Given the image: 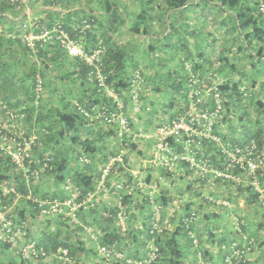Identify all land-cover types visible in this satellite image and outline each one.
<instances>
[{
	"label": "rangeland",
	"instance_id": "1",
	"mask_svg": "<svg viewBox=\"0 0 264 264\" xmlns=\"http://www.w3.org/2000/svg\"><path fill=\"white\" fill-rule=\"evenodd\" d=\"M86 1L89 2L92 8L99 10L97 4L104 0H76L72 3V6L79 8L81 5L87 4ZM112 1L118 2L126 10L128 26L136 22V16L139 12V0ZM24 2V11L20 15L21 17L23 15L27 16L25 23L28 26L34 25L39 20H45V15L32 13L39 6H43L44 1L34 5L29 4L27 0H24ZM194 7L186 14L187 20L185 19L191 29H188V34L182 29L174 35L172 44H175V46H173V49L165 47L166 41H164L165 43L157 41V39L164 38L168 33V24L159 23L157 20L151 23V34L157 37L154 40H141V38L132 36L124 31V26L118 29V33H113V43L124 49L128 54L127 73L131 87L125 93L129 92L136 95L133 91L136 90L137 92V107L136 101L131 104L127 94L124 93V98L128 102L126 116L130 118L132 125L130 132L126 134L120 135V132L117 133L116 129H113L115 127L102 123L96 124L94 128H91L92 130L84 127L78 134V139L66 136L62 139L60 145L52 142L47 146L45 144L47 129L44 130V128H37L36 126L35 128L28 120H25L22 114H19L20 108L7 107V104L0 100V125L4 130L15 133L19 140L26 137L27 134L28 136L38 137L39 145L36 151L31 153V157L39 160L40 153L54 154L57 164L64 156L71 157L66 177L73 192L78 187L76 174L84 170L81 163L78 164V160L83 156H88L83 142L87 140L92 142L93 140L99 150L96 156L89 154L92 157V160H90L93 161L92 164L96 174L106 168L109 163V161H106L108 157L109 159L114 158L112 156L114 154H118L117 156L128 155L125 170L106 180L104 184L107 189L105 191L101 190V182L97 180L96 193H93L95 202L92 200L86 210L78 213L80 223L77 227L66 217L65 220L56 221L57 216L42 217L33 208L30 212L31 209L28 208L29 204L26 200L20 199V196L15 198L9 208L15 216L16 223L21 224L24 222L28 239H35L40 243L42 240H49L50 237L59 234L60 241L65 243L69 236L71 242H68V244L76 246L77 255L79 256V259H74L72 264H91L96 259L93 253L97 252L98 247L102 245L101 238L104 236V231L119 229V233L122 234L123 238L120 242L123 252L131 258H134L135 252H137L138 257L135 258L140 259L145 257L146 250L148 251L151 246V242L144 233L150 226L148 223L168 220L166 230L173 234L182 221L186 219L189 213L187 210L188 204H193L190 212H194L197 216L194 229L197 235L201 236L199 250L208 252L212 260H219L222 256L223 247L226 244L222 246L219 241L229 242L233 239V235L243 227H245L244 234L249 236L255 234L260 237L259 242L264 244V212L261 208L254 209L247 204L245 205L243 197H230L228 192H237L238 187L236 185L229 184L231 190L220 193L222 197L224 196L223 198H227L222 200L229 201V206L212 204L209 203V198L216 199L217 196L213 190L209 189L211 187L209 182H212L213 185L217 181L210 180L208 183L202 184L198 180H192V175L183 177L186 174L185 168L179 170L175 175H168L165 170L157 167L152 161L155 153L152 149V140L156 133L157 121L176 118L179 115V110L186 103L183 96L172 88L174 78L178 79L179 74L184 75L186 73L193 76L194 73L191 69L196 62L203 64L205 67L203 73H197L198 77L202 76L208 80L215 74L218 77L214 85L231 81L239 83L240 87L246 88L247 91L246 94L244 93L243 108L238 109L235 105H231L229 109H225L217 128L219 134L229 139H235L236 136L246 134V129H244L246 127L253 131H260L261 141L264 140V112L257 105L258 102L264 104V62L252 59L247 50H239V47L243 48L245 43L240 38L229 14L210 4ZM101 12L103 11L101 10ZM97 35L100 43L102 41L101 32L99 31ZM68 44L70 45V43ZM64 46L67 49V45L64 44ZM152 47L155 52L151 51ZM78 48L85 51L82 45ZM49 49L47 46L44 48L47 51ZM190 53H192V56ZM73 57L77 56L70 54L68 56L69 59ZM221 58H225L227 64L223 63L220 60ZM46 59L45 62L50 66V69L46 72H50L52 77L57 80L55 84H51L49 77L45 75L46 79L43 81L46 86L40 99L35 102L37 113L32 121L33 124L38 119V112L45 114L48 109L59 108L61 98L64 97L66 102L69 101L75 104L79 102L78 97L81 96V90L75 84V81L65 78L71 60H65L62 67H55L48 62V58ZM229 65L233 66L234 70L228 67ZM220 66H224L222 72H219ZM41 67L42 64L37 63L39 77H43ZM137 71L141 73L144 80V83L140 86L133 82L134 74ZM219 73L222 75H219ZM15 74L19 77L22 76L17 71H15ZM171 104H173V108L169 107ZM39 106H43V110ZM136 108L139 110H136ZM13 114H19L20 117L14 121L12 119ZM242 115L245 116L243 123L240 121ZM53 121V115H51L46 123L52 124ZM52 127L53 130L55 129L54 132H58L59 127L55 124ZM112 129L114 132L111 131ZM148 174L156 176L151 183L146 182ZM178 174H181L183 178L180 179L181 175ZM11 182L12 180L3 184L0 183V186L7 192ZM29 185L31 192H34L37 186L39 187L37 196L32 195L34 198L40 199L42 195H46L47 199L56 198L64 201V198L68 197V194L63 190L64 184H60L57 175L53 173H44L39 182L30 183ZM119 186L120 188H118ZM163 190L167 192V195L162 193ZM55 194H57V197H54ZM96 194H98L97 197ZM125 195H133L134 198L131 211L121 213L127 217L126 221L116 220L109 226L104 221V217H107L106 214H109L105 204H108L107 207L110 206L111 209L120 207ZM165 196L173 199L168 203V206L163 205L161 200ZM146 199L150 204L145 203ZM20 206L29 210L26 220H22L17 216L20 212ZM91 210L93 212H90ZM133 236H138V243L133 244ZM213 238L217 240L216 243L212 241ZM181 240L185 245L186 264L205 263L200 255H196V249L189 245L186 239L182 238ZM79 242H81L82 248L90 254L89 256L78 249L81 246ZM10 260H13L16 264H19L20 261L13 251L4 252L0 249V264H8Z\"/></svg>",
	"mask_w": 264,
	"mask_h": 264
},
{
	"label": "trees",
	"instance_id": "2",
	"mask_svg": "<svg viewBox=\"0 0 264 264\" xmlns=\"http://www.w3.org/2000/svg\"><path fill=\"white\" fill-rule=\"evenodd\" d=\"M22 1L23 0H0V100L6 103L7 107L20 108L19 114H22L25 120H28L29 123H31L34 127L36 126L37 128H44V130L47 129L48 133L45 143L47 146L52 142H54L56 145H60L62 139H64L66 136H72L78 139V134L84 127H88L90 129L94 128L93 126H90V119L80 113V107L88 111L97 106L107 108L109 107V111H113L115 108L112 106L113 100L108 98L107 94L99 91L96 80V75L98 72H101L103 75L107 76V84L114 88L116 92H118L120 99H123L125 113L127 112L128 102L124 98V93L126 90L129 91L131 87L127 73L128 54L124 49H121L112 41L113 33H118V29L123 26L125 27L124 31L131 34L132 36L141 38V40H154L157 39V37H154L151 34V23L154 20H157L159 23H166L168 24V33L164 38L157 39V41H166L167 44L165 47L168 49H173V46H175V44H172L174 35L182 29H184L188 34V29H191V26H189L188 22L186 23V14L195 8L194 6L202 7L210 4L215 8H219L220 11L226 12L231 17L232 21L234 22V27L238 30L240 38H242L245 43V46L243 48L239 47V50H247L248 55L252 59L264 62V14L259 10V0H139V12L136 16V22L130 26L127 24L128 16L126 10L122 8L121 4L112 0H104L98 3L97 6L99 8L97 9L99 10L92 8L89 2L87 3V1V4L81 5L79 8H74L72 3L76 0H27L29 4L33 5L44 1L42 3L43 6H39L32 12L35 15H45V20H39L34 23V25H29L30 27L27 25V23H25L27 16L23 15L21 17L20 15L23 13V5H25V2ZM101 10L103 12H101ZM56 27L59 28L58 32H55L54 30ZM4 28H6L5 31ZM45 31L52 33L51 39H41V35ZM99 31L101 32L102 39L100 43L104 47L105 52L102 55L100 62H96L94 65L90 66L86 64L81 58H68V50L64 46L65 37L68 39L66 42L71 41L77 46L82 45L85 51L89 52L96 49L97 46L100 45L99 36L97 35ZM63 32L65 35L62 34ZM31 33L39 38L35 41L34 47L29 46L25 40V36ZM45 46L50 48L49 51L44 50ZM151 51L155 52V49L152 47ZM190 55L192 56V53H190ZM46 58H48V62L55 67H62L65 60H71L65 78L75 81V84L81 90V96L78 97L79 102L75 104L69 101L66 102L64 97L61 98L59 108L48 109L45 114H40L38 112V119L36 123L33 124L32 121L34 120V117L37 113L35 102L37 99H40V96L43 94V89L46 86L43 81L46 79L45 75L49 77V82L51 84H55L57 80L52 77L50 72H46L50 69V66L45 62L47 60ZM220 60L227 64L225 58H221ZM39 62L42 64L41 72L43 73V77L38 76L39 73L37 63ZM182 67L184 70L183 64ZM223 67L224 66H220L219 72H222ZM228 67L234 70L233 66L229 65ZM15 71L20 73L22 76L19 77L17 74H15ZM191 71L194 73L193 76L189 75L188 73L184 75L179 74L178 79L174 78L172 84L173 90L179 95H182L186 102V108H181L178 112L179 115L187 112L189 109V96L191 90L190 80L192 77H194L196 80H199L200 82L204 81L209 85H214L218 77L215 74L208 80L202 76L198 77L197 73H203L205 71V67L203 64L197 62L194 64ZM220 74L221 73H219V75ZM38 79H41L42 81L41 92L36 90ZM216 86L220 93L223 107L225 109H229L231 105H235L238 109L244 107L243 99L245 98V94L241 90L242 88L240 87L239 83L228 81L222 83L221 85L217 84ZM128 98L129 102L131 103V97L128 96ZM208 105L211 107V109H214L215 107L213 101H210ZM257 105L264 112V104L258 102ZM169 107L173 108V104H171ZM39 108L43 110V106H39ZM51 115H53L54 121L52 124H48L46 123V120H48ZM243 115L240 118L241 123L245 121V116L243 117ZM173 119L174 118H171V120ZM103 121L104 120L102 119L96 120L95 126L96 124L98 125L105 123ZM53 124L59 127L58 132H54L55 129L53 130ZM111 126L115 127L113 129H116L117 131L116 124H111ZM113 129L111 130L112 132H114ZM244 129H246L245 132L247 135L245 134L243 138H255L259 142L260 146L264 148V140L261 141L260 131H253L252 129H247L246 127ZM2 132L3 134H7L9 137L15 135V133L7 132L4 129H2ZM53 133L55 134L53 135ZM33 136H28L27 134V136L24 138L28 139ZM18 141L21 142L22 140ZM236 141L239 140L237 139ZM83 144L86 147V153L88 156H83L82 158L88 157L92 160V157L89 154L96 156L99 153V150L95 146L93 140L92 142L87 140L83 142ZM38 145L39 139L37 137L36 146L34 147L33 152L36 151ZM117 155L118 154H114L112 156L116 157ZM46 156H49L48 158H50V162L48 163L50 168H48V170L44 173L56 174L58 182L60 184H64L63 188L66 185H70L67 182L66 172L68 170V164L71 161V157L64 156L59 164H57L54 154L46 155L40 153L39 160L31 157L30 159L28 158L26 162L29 166L35 168L38 166V162H42L43 164L46 161ZM82 158H79L78 164ZM109 160L110 159L108 157L106 161L108 162ZM92 162L90 165L83 167V172L76 174L78 185L77 188H79L82 192V196L79 198V201H83L88 193L96 192L95 187L97 180H100L103 175L102 171L97 172V174L95 173ZM127 163L128 155H124L122 164H116V166H118L119 172L125 170V165ZM185 167L187 172L183 177L192 175L187 165ZM88 171H91L92 175H88ZM113 175L114 173L107 177V180H109ZM168 175H173V173H168ZM151 179L152 175L149 174L146 182L150 183ZM11 180L12 182L7 192H5V190L0 186V201H2V203H0V209H3V206L10 207L14 199L20 196V199L26 200L29 204L28 208L31 209L30 212L33 208L41 215L39 210H37L36 205L27 199L28 196H32L33 194L34 196H37L39 187L37 186L34 192H31L29 184L34 182H27L23 172L18 170L17 165L13 163L11 156L1 154L0 183L3 184L10 182ZM200 182L202 181L200 180ZM242 191L249 198L247 201L249 206L255 209H262V206L258 200V194L256 192H252L251 188H246ZM162 193L167 195V192L164 190ZM41 197L42 198L40 199L47 200L46 195H42ZM54 197H57V194H55ZM55 199L56 198H49L48 200ZM65 199L66 198H64V200ZM133 199V195H125L122 199L120 207L115 209H111L110 206L108 208V204H105V206L107 205L106 210L109 212L108 215L106 214L107 217H104L106 224H109L110 226L114 221L118 220V215L123 211L125 213L131 211L132 205H134ZM148 199H146L145 203L150 204ZM161 200L163 205L168 206V203H170L173 199L165 196L162 197ZM209 203L211 202L209 201ZM192 205L193 204H188L187 210L189 213L186 216V219L182 221L180 226L173 234H170L167 230H164L163 233L160 234H151L153 222L148 223L150 226L146 229V231H144V233H146V237L149 241H151L153 237L155 238L154 245L158 248L159 254L162 257L154 264H185L186 252L184 242L181 240L182 238L186 239L188 244L196 249V255H200L203 258L205 263L202 264H220L223 262L224 256L226 255V251H224V249L219 260H212L208 252H202L199 250L201 236L197 235L195 232V222H189L192 214H195L194 212H190ZM19 209L20 212H18L17 216H19L22 220H26L29 210L21 206ZM81 211L83 212V210ZM90 212L93 211L91 210ZM57 217L58 219L56 221L65 220L64 216ZM156 223L162 225L164 221L159 220ZM74 226L77 227V224H74ZM262 226L260 225V227ZM244 230L245 227H243V231ZM104 232V236L101 238L102 245L109 244L114 241H118L120 243L123 239L122 234L119 233V229L106 230ZM191 234H193L195 237L192 238ZM252 237L258 241L260 239V237L255 234L252 235ZM194 239L198 243L197 246L194 244ZM238 239L230 243H227L224 240H220L219 242L222 246L226 243L227 245L225 246H228L231 243L238 241ZM212 241L214 243L217 242L215 238H213ZM68 242H71V238H69V236L67 237V242L65 241V243H62L60 241V235L56 234L55 236L50 237L49 240H42L39 244L50 252L56 251L57 247L59 246L68 248L70 258L72 259L71 263L69 264H72L74 259H79V256L77 255L76 246L69 245ZM138 242V236H133V244ZM79 244H81V242H79ZM263 245L264 244L261 243L260 247L262 248ZM9 247L10 246L6 244L0 245V249L4 252L9 251ZM78 249H81V251H83L85 254L87 253L88 256L90 255L86 250H84V248H82V244L78 247ZM148 251L146 250L145 257L147 256ZM136 253L137 252H135V257H138ZM93 255L96 256L97 252L93 253ZM135 257L133 259L139 260V258ZM84 261L86 262V260ZM18 263L24 264L21 261ZM8 264L16 263H14L13 260H10ZM53 264H56V262ZM249 264H251V260Z\"/></svg>",
	"mask_w": 264,
	"mask_h": 264
},
{
	"label": "built area",
	"instance_id": "3",
	"mask_svg": "<svg viewBox=\"0 0 264 264\" xmlns=\"http://www.w3.org/2000/svg\"><path fill=\"white\" fill-rule=\"evenodd\" d=\"M259 10L264 14V0H259ZM24 2V0L22 1ZM55 32L59 28L54 29ZM52 33L45 31L41 39H51ZM63 35L64 32L62 33ZM39 38L34 34H27L25 40L31 47L35 46L32 42ZM68 53L72 56L80 57L88 65H94L100 62L104 52L102 45L96 49L86 52L77 47L73 42H66ZM70 43V45L68 44ZM77 49V50H76ZM97 85L100 92L107 94L108 98L113 100L112 106L115 108L112 112L109 107H93L90 111L80 107L79 111L85 117L90 119V126L95 127L96 120L102 119L105 124L111 126L116 124L117 133L126 134L131 130V121L126 116L125 105L120 99L118 92L107 84V76L98 72L96 75ZM133 82L140 86L144 83L143 76L139 71L134 74ZM191 90L189 96L188 111L177 116L173 120L161 119L157 121L155 136L152 140V149L154 150L153 163L167 173H177L186 165L192 173V180L209 182L210 180L222 181L223 183L233 184L237 187L246 189L251 188L252 192L258 194V200L264 212V148L260 146L255 138H243L236 136L235 139L223 137L217 131L219 121L222 119L225 108L216 85H209L204 81L196 80L194 77L190 80ZM38 92L42 91V81L38 79ZM246 94V88L241 89ZM127 93L131 97V104L136 101L138 104L137 92ZM213 101L215 107L211 109L209 102ZM201 106V107H199ZM186 108V103L183 106ZM136 110H139L136 108ZM19 115L13 114L12 119L16 121ZM0 125V157L1 154L11 156L17 169L21 170L27 182H39L44 172L48 170L50 158L46 156V161L38 162V166L32 168L26 162L31 158V153L36 146L37 137L23 138L19 142L16 135L9 137L3 134ZM219 134V135H218ZM239 141H236V140ZM123 162V156H116L109 160L106 168L102 170V177L99 180L101 190L105 191L107 186L104 184L112 173L119 174L117 163ZM81 165L91 164L88 157L80 160ZM88 175H92L88 171ZM120 188V186L118 187ZM64 191L68 197L64 200H43L28 196L27 199L36 205L37 210L42 217L50 218L55 216H64L70 219L71 223L79 225L78 213L86 210L89 203H92L93 193H88L83 201H79L82 192L79 188L72 191L70 185L64 186ZM251 192V191H250ZM96 193V192H94ZM211 203L220 206H229L227 200H218L209 198ZM2 203V201H0ZM0 209V245H9L10 251H13L24 264H69L71 258L68 248L59 247L56 251L50 252L41 246L35 239H28L25 230V224L16 223L15 216L11 209L3 206ZM126 216L119 214L120 222L126 221ZM196 215L192 214L189 222H195ZM168 227V220L162 225L153 222L151 234L163 233ZM192 238L195 236L191 234ZM155 238L151 239V246L147 256L135 260L125 254L120 243L114 241L109 244L100 245L97 250L96 259L93 264H154L161 255L158 248L154 245ZM197 246V241L194 239ZM261 243L254 237L242 234L238 241L224 246L226 251L223 262L220 264H249L250 256L259 252ZM212 264V263H208Z\"/></svg>",
	"mask_w": 264,
	"mask_h": 264
},
{
	"label": "crops",
	"instance_id": "4",
	"mask_svg": "<svg viewBox=\"0 0 264 264\" xmlns=\"http://www.w3.org/2000/svg\"><path fill=\"white\" fill-rule=\"evenodd\" d=\"M33 13V12H32ZM187 172V171H186ZM149 175V174H148ZM148 175H147V177H148ZM173 175H175V173H173ZM177 175V174H176ZM179 175V174H178ZM181 175V174H180ZM179 175V176H180ZM185 175V174H184ZM154 177L156 178V176L154 175V176H152V179H151V182H153V179H154ZM177 178V177H176ZM180 179H182L183 177H182V175L179 177ZM150 182V183H151ZM202 183V182H201ZM206 183H208V182H204V183H202V184H206ZM210 184H211V187H209V189L210 190H213L215 193H216V199H220V200H222V199H227L226 197L225 198H223L222 197V195H220V193H222V192H228L229 191V189L231 190V188H229L230 187V185L229 184H227V183H223V182H220V181H217V183H215V184H213L212 185V182H209ZM243 190V188H240V187H238L237 188V192L236 191H234V192H228V193H230L229 194V196L230 197H232V198H234L235 196H240V197H243V200H245L244 202H245V205L247 204L248 205V197L245 195V193L242 191ZM97 195L98 194H96V197H97ZM168 198H170V197H168ZM94 202H95V200H93ZM229 202V201H228ZM249 206V205H248ZM249 207H251V206H249ZM253 208V207H252ZM255 209V208H254ZM255 212H256V210H254ZM244 232L245 231H243V228L241 229V230H238V232L235 234V235H233V239L232 240H230L231 242L232 241H234V240H237L242 234H244ZM230 241L229 242H227V243H230ZM227 243H226V245H227ZM224 254V253H223ZM250 260H251V264H263V261H264V245H263V247L259 250V252H257V253H253L251 256H250ZM186 264V263H185Z\"/></svg>",
	"mask_w": 264,
	"mask_h": 264
}]
</instances>
